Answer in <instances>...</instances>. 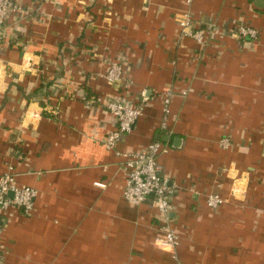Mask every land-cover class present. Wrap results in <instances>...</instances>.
Instances as JSON below:
<instances>
[{
	"label": "crops",
	"instance_id": "obj_1",
	"mask_svg": "<svg viewBox=\"0 0 264 264\" xmlns=\"http://www.w3.org/2000/svg\"><path fill=\"white\" fill-rule=\"evenodd\" d=\"M18 1L0 51V177L38 195L31 214L5 212L4 264H264V0H195L196 27H220L205 45L181 35L186 0ZM244 25L257 38H239ZM112 63L128 90L103 78ZM143 90L134 130L107 147L106 101ZM155 140L176 190V252L155 244L164 219L152 203L123 195L118 153Z\"/></svg>",
	"mask_w": 264,
	"mask_h": 264
},
{
	"label": "built area",
	"instance_id": "obj_2",
	"mask_svg": "<svg viewBox=\"0 0 264 264\" xmlns=\"http://www.w3.org/2000/svg\"><path fill=\"white\" fill-rule=\"evenodd\" d=\"M194 1L186 0L188 9L182 13L178 24L182 36L192 38L200 45H205L207 32L217 31L220 27L216 22L206 24L205 29L196 27L191 11ZM23 12L24 9L18 0H0V51L5 45L10 46L14 41V36L10 35L7 29L10 17L12 15L17 16ZM237 34L242 39L247 37L255 39L258 36L257 30L247 25L241 26L237 30ZM103 78L110 84L121 86V90H128L133 85V82L125 77L123 65L120 63H112ZM161 96L164 113L162 128L166 129L173 93L168 91ZM83 98L87 104L92 102V99L87 94H84ZM148 102L149 97L146 90L141 92L138 102H131L121 97L111 98L106 101L105 107L113 117L116 125L115 129L105 139L107 147L115 149L123 136L131 134L142 117ZM221 143L224 148L231 145V141L228 138H223ZM167 151L168 148L161 141H152L143 149L118 153V155L125 158L124 170L127 172L123 192L124 198L134 204L152 203L153 208L164 219L159 229L161 235L155 239V244L163 249L176 252L179 247L180 237L177 230L172 226L170 217L174 209L173 199L176 190L169 184V180L162 175L163 166L160 163L161 155ZM10 194H13V196L11 197ZM37 195L38 192L34 188L18 186L12 173H7L0 177V237L3 230L5 212L10 207H17L25 214H31ZM222 203L223 199L219 195L213 194L208 198V204L212 208H217ZM3 252V246L0 241V264H4Z\"/></svg>",
	"mask_w": 264,
	"mask_h": 264
},
{
	"label": "water",
	"instance_id": "obj_3",
	"mask_svg": "<svg viewBox=\"0 0 264 264\" xmlns=\"http://www.w3.org/2000/svg\"><path fill=\"white\" fill-rule=\"evenodd\" d=\"M10 196H13V194H10Z\"/></svg>",
	"mask_w": 264,
	"mask_h": 264
},
{
	"label": "trees",
	"instance_id": "obj_4",
	"mask_svg": "<svg viewBox=\"0 0 264 264\" xmlns=\"http://www.w3.org/2000/svg\"><path fill=\"white\" fill-rule=\"evenodd\" d=\"M89 97V96H88ZM155 141H157V140H155Z\"/></svg>",
	"mask_w": 264,
	"mask_h": 264
}]
</instances>
